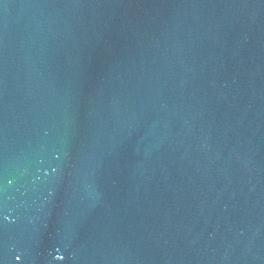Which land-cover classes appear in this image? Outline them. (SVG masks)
<instances>
[{
  "label": "water",
  "instance_id": "95a60500",
  "mask_svg": "<svg viewBox=\"0 0 264 264\" xmlns=\"http://www.w3.org/2000/svg\"><path fill=\"white\" fill-rule=\"evenodd\" d=\"M0 264H264V0H0Z\"/></svg>",
  "mask_w": 264,
  "mask_h": 264
}]
</instances>
